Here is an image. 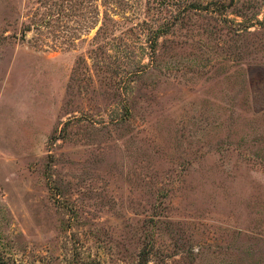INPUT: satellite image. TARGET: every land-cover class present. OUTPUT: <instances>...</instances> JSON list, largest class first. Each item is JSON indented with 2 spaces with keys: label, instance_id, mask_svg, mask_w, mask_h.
<instances>
[{
  "label": "rangeland",
  "instance_id": "1",
  "mask_svg": "<svg viewBox=\"0 0 264 264\" xmlns=\"http://www.w3.org/2000/svg\"><path fill=\"white\" fill-rule=\"evenodd\" d=\"M192 1L0 0L5 262L264 264V0Z\"/></svg>",
  "mask_w": 264,
  "mask_h": 264
},
{
  "label": "trees",
  "instance_id": "2",
  "mask_svg": "<svg viewBox=\"0 0 264 264\" xmlns=\"http://www.w3.org/2000/svg\"><path fill=\"white\" fill-rule=\"evenodd\" d=\"M232 1V0H231ZM221 5H227V4H224L225 1H220ZM202 3L199 1V0H194L192 2H190V4L188 5L189 8H192V9H196L198 8L199 6H201ZM203 6V5H202ZM264 15V13H263ZM0 264H8L7 262H5L1 257H0Z\"/></svg>",
  "mask_w": 264,
  "mask_h": 264
}]
</instances>
